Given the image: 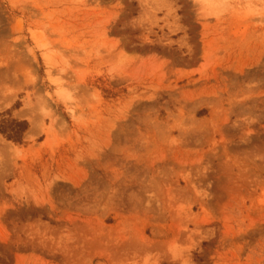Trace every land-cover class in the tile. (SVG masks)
<instances>
[{"label": "rangeland", "instance_id": "374dc122", "mask_svg": "<svg viewBox=\"0 0 264 264\" xmlns=\"http://www.w3.org/2000/svg\"><path fill=\"white\" fill-rule=\"evenodd\" d=\"M0 264H264V0H0Z\"/></svg>", "mask_w": 264, "mask_h": 264}, {"label": "trees", "instance_id": "16d2710c", "mask_svg": "<svg viewBox=\"0 0 264 264\" xmlns=\"http://www.w3.org/2000/svg\"><path fill=\"white\" fill-rule=\"evenodd\" d=\"M28 129L29 123L27 120L18 119L9 111L0 113V133L8 140L22 144Z\"/></svg>", "mask_w": 264, "mask_h": 264}]
</instances>
